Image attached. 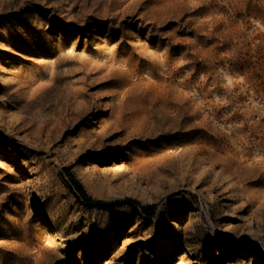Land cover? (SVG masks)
Wrapping results in <instances>:
<instances>
[{"label":"rangeland","instance_id":"rangeland-1","mask_svg":"<svg viewBox=\"0 0 264 264\" xmlns=\"http://www.w3.org/2000/svg\"><path fill=\"white\" fill-rule=\"evenodd\" d=\"M0 264H264V0H0Z\"/></svg>","mask_w":264,"mask_h":264},{"label":"trees","instance_id":"trees-1","mask_svg":"<svg viewBox=\"0 0 264 264\" xmlns=\"http://www.w3.org/2000/svg\"><path fill=\"white\" fill-rule=\"evenodd\" d=\"M63 171L68 180L67 187L74 193V197L76 201L87 208L90 209L95 208L98 210L106 211L114 208L127 206L130 209L139 212L140 214H142L147 218H151L155 213L156 210L155 204L143 205L130 198H126L124 200H117L109 203L101 200H95L86 193L82 184L76 179L75 175L70 171V167L64 168Z\"/></svg>","mask_w":264,"mask_h":264},{"label":"bare ground","instance_id":"bare-ground-1","mask_svg":"<svg viewBox=\"0 0 264 264\" xmlns=\"http://www.w3.org/2000/svg\"><path fill=\"white\" fill-rule=\"evenodd\" d=\"M106 62V61H105ZM82 113H84V112H79L76 116H79V115H81ZM162 113V112H161ZM177 113V112H176ZM176 115V114H175ZM179 115V114H178ZM175 117V116H174ZM173 117V118H174ZM175 119V118H174ZM119 126H117L116 124H114L113 126H110V128H112V129H114V130H116V128H118ZM123 128V127H122ZM153 128H154V126H153ZM151 130V129H150ZM153 130V129H152ZM150 132V131H149ZM125 136V135H124ZM128 144V143H127ZM133 165H134V167L130 170V172H131V177L132 178H135V177H141V178H143V177H146V180H148L149 178H150V176L153 174V173H155V169H151V166H142L141 164V156L140 155H137L134 159H133V161L131 162ZM157 172V171H156ZM123 173H124V170H121L120 169V171H118V172H114V174H113V176L115 175V174H121V175H123ZM154 176V175H153ZM138 178V179H139ZM137 179V178H136ZM145 179V178H144ZM199 179V178H198ZM200 180V179H199ZM149 181V180H148ZM204 181V179L202 178V180L200 181V183H202ZM134 184H136L137 185V182L135 181V183ZM137 186H139V185H137ZM234 207L232 206V205H229L228 206V215L229 216H232L233 214V212H234ZM207 214H208V212H207ZM227 218V217H226ZM221 243H222V245H227L225 242H223V241H221ZM164 253H165V255L166 256H168L169 255V253H170V248H165L164 249Z\"/></svg>","mask_w":264,"mask_h":264}]
</instances>
